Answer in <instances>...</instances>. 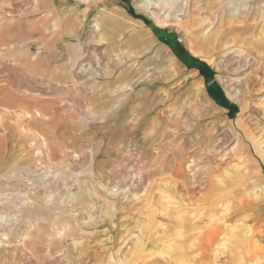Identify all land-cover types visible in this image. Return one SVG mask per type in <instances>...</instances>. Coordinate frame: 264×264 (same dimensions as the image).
<instances>
[{"label": "rangeland", "instance_id": "rangeland-1", "mask_svg": "<svg viewBox=\"0 0 264 264\" xmlns=\"http://www.w3.org/2000/svg\"><path fill=\"white\" fill-rule=\"evenodd\" d=\"M129 3L193 57L205 86L168 76L169 58L152 46L129 59L133 80L103 103L79 83L58 88L74 139L34 142L33 163L0 185V264H219L228 250L257 251L262 231L249 221L264 219V0Z\"/></svg>", "mask_w": 264, "mask_h": 264}, {"label": "crops", "instance_id": "crops-1", "mask_svg": "<svg viewBox=\"0 0 264 264\" xmlns=\"http://www.w3.org/2000/svg\"><path fill=\"white\" fill-rule=\"evenodd\" d=\"M129 4V0H0L2 187L17 180L26 163H33L34 142L64 144L74 139L67 131H73L75 113L72 107L60 112L58 88L67 93L75 91L73 83H79L80 92L86 97L95 93L103 103L133 80L139 66L129 59H145L143 53L152 46L169 58L168 76L177 80L187 72L201 77L205 86L191 58L165 42ZM93 60L101 68L98 77L89 72ZM83 110L87 112L88 105ZM249 225L262 231L253 242L257 251L243 246L228 250L219 264H264V219L249 221Z\"/></svg>", "mask_w": 264, "mask_h": 264}, {"label": "bare ground", "instance_id": "bare-ground-1", "mask_svg": "<svg viewBox=\"0 0 264 264\" xmlns=\"http://www.w3.org/2000/svg\"><path fill=\"white\" fill-rule=\"evenodd\" d=\"M166 24V23H165ZM141 76L142 77H144L145 75H144V73H142L141 74ZM192 84H195V86H198L199 84H201L202 85V83H199V80H198V82H197V79H196V77L195 78H192V82H191ZM199 87V86H198ZM116 89V88H115ZM112 96V95H111ZM132 116H131V120L133 121V122H135V121H137V116H136V114H135V111H132V114H131ZM103 117V116H102ZM166 117V116H165ZM168 117V116H167Z\"/></svg>", "mask_w": 264, "mask_h": 264}, {"label": "trees", "instance_id": "trees-1", "mask_svg": "<svg viewBox=\"0 0 264 264\" xmlns=\"http://www.w3.org/2000/svg\"><path fill=\"white\" fill-rule=\"evenodd\" d=\"M187 57L193 59V57L189 56L188 54H186L185 58H187Z\"/></svg>", "mask_w": 264, "mask_h": 264}]
</instances>
